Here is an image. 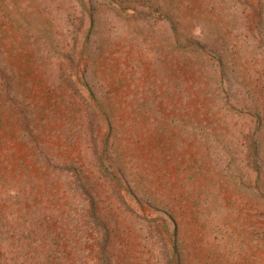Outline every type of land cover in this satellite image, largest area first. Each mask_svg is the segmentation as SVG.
Instances as JSON below:
<instances>
[{"label": "rangeland", "instance_id": "1", "mask_svg": "<svg viewBox=\"0 0 264 264\" xmlns=\"http://www.w3.org/2000/svg\"><path fill=\"white\" fill-rule=\"evenodd\" d=\"M0 264H264V0H0Z\"/></svg>", "mask_w": 264, "mask_h": 264}]
</instances>
